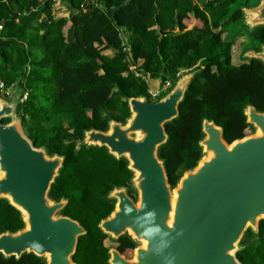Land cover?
<instances>
[{"label": "trees", "instance_id": "obj_1", "mask_svg": "<svg viewBox=\"0 0 264 264\" xmlns=\"http://www.w3.org/2000/svg\"><path fill=\"white\" fill-rule=\"evenodd\" d=\"M63 1L68 14L56 18L49 1L0 0V80L17 86L16 114L33 145L65 157L49 195L67 198L62 213L87 231L73 261L107 264V236L97 225L113 209L107 192L129 187L131 173L124 159H114L105 148L82 145L83 131H104L108 120L123 121L128 98L157 101L178 75L201 68L178 106L179 117L166 124L168 141L159 149L174 187L201 157L202 118L222 127L231 143L253 131L245 105L264 112V66L233 52L236 45L243 51L240 38L253 48L264 44V27L250 33L242 25L240 8L258 0H127L118 9L123 0H95L84 10L80 0ZM167 81L169 87L152 99L153 82L155 90ZM23 226L19 211L0 199V233ZM125 238H119L122 245H131ZM239 246L242 264H264L263 220L257 233L245 231ZM0 264L44 262L31 254L19 260L0 255Z\"/></svg>", "mask_w": 264, "mask_h": 264}, {"label": "water", "instance_id": "obj_2", "mask_svg": "<svg viewBox=\"0 0 264 264\" xmlns=\"http://www.w3.org/2000/svg\"><path fill=\"white\" fill-rule=\"evenodd\" d=\"M240 9L250 33L264 27V0ZM240 59L264 66V44L244 49ZM200 70L178 75L157 101L128 98V116L108 120L106 130L83 131L82 145L105 148L114 159H124L131 173L129 187L107 192L113 209L97 227L115 241L128 236L135 244L133 257L108 248L107 264H242L236 253L245 231L257 233L264 221V112L251 104L243 114L255 133L231 143L224 140L222 127L202 118L201 157L174 187L169 184L159 157L168 141L165 126L179 117L178 106ZM18 100L0 97V199L19 211L24 226L0 233V255L19 260L31 254L44 264H76L78 239L87 231L62 213L67 198L49 195L65 157L33 145L16 114Z\"/></svg>", "mask_w": 264, "mask_h": 264}, {"label": "rangeland", "instance_id": "obj_3", "mask_svg": "<svg viewBox=\"0 0 264 264\" xmlns=\"http://www.w3.org/2000/svg\"><path fill=\"white\" fill-rule=\"evenodd\" d=\"M53 7H54V9H53L54 16L56 18L62 17V16H66L68 14L69 4L67 2H64L63 0L61 2H58V3L54 4ZM188 25H190V24L188 23ZM237 41H238V44L241 43V42L243 43V44L241 43V46H242L243 50L244 49H248V48H253L251 44L244 42L243 39H241V38L238 39ZM237 47H238V45L233 47V52L235 51L234 53L236 55V58H238V56L240 58V53L238 52V51H240V49L237 48ZM111 54H112V52H109V51L107 52V55H111ZM157 84H158L157 82H153V84L151 85V89L150 90H152L155 85L157 86ZM169 85H170L169 81H167L159 89H161V90H163V88L166 89V88L169 87ZM17 89L18 88H17V86H15V84L11 85L9 87H5L3 82L0 80V93H1V95H5L4 96L5 98L3 96H0V97H3L6 100L15 101L16 99H18L20 97V94H19ZM156 89H158V88H156ZM253 133H255V131L254 132H252L250 130L246 131L247 135H250V134H253ZM104 245L107 248H114L115 245H116L115 244V240L107 238L104 241Z\"/></svg>", "mask_w": 264, "mask_h": 264}, {"label": "flooded vegetation", "instance_id": "obj_4", "mask_svg": "<svg viewBox=\"0 0 264 264\" xmlns=\"http://www.w3.org/2000/svg\"><path fill=\"white\" fill-rule=\"evenodd\" d=\"M259 48V45H258V47L257 48H253V49H258ZM153 101V100H152ZM133 194V193H132ZM133 198H135V195L133 194ZM127 238L128 239H130L128 236H127ZM127 238H125V240L127 239ZM131 240V239H130ZM123 241L124 240H116L115 241V247H114V249H116L122 256H124L125 258H127V259H131L132 257H133V251H134V248H135V244L132 242V240H131V242H132V244L131 245H129V246H125L124 247V245H122V243H123ZM128 241V240H127ZM120 248H122L123 249V251H120ZM107 250H108V248H107Z\"/></svg>", "mask_w": 264, "mask_h": 264}, {"label": "built area", "instance_id": "obj_5", "mask_svg": "<svg viewBox=\"0 0 264 264\" xmlns=\"http://www.w3.org/2000/svg\"><path fill=\"white\" fill-rule=\"evenodd\" d=\"M45 1H49V2H52L53 4H56L58 2H61L62 0H40V3L42 4L43 2ZM81 1V4H80V8L82 10L85 9V7L87 5H92V4H95V0H80ZM137 75V74H136ZM167 89V88H166ZM166 89L163 88V90L165 91ZM161 89H155V90H150L149 93H150V96L152 99H156L160 96V93L163 91Z\"/></svg>", "mask_w": 264, "mask_h": 264}]
</instances>
